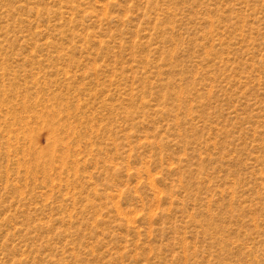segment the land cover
I'll list each match as a JSON object with an SVG mask.
<instances>
[{
  "label": "rangeland",
  "instance_id": "374dc122",
  "mask_svg": "<svg viewBox=\"0 0 264 264\" xmlns=\"http://www.w3.org/2000/svg\"><path fill=\"white\" fill-rule=\"evenodd\" d=\"M0 264H264V0H0Z\"/></svg>",
  "mask_w": 264,
  "mask_h": 264
}]
</instances>
